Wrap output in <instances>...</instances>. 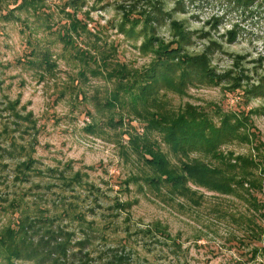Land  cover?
Segmentation results:
<instances>
[{"label": "rangeland", "instance_id": "1", "mask_svg": "<svg viewBox=\"0 0 264 264\" xmlns=\"http://www.w3.org/2000/svg\"><path fill=\"white\" fill-rule=\"evenodd\" d=\"M128 9L142 21L143 13L161 10L156 38L167 42L184 31L190 41L181 53L207 54L220 82L163 88L158 105L174 115L190 105L217 126L237 119L236 137L219 147L223 157L216 161L198 151L189 157L220 165L227 176H245L241 187L221 192L189 183L188 191H170L166 186L156 190L142 179L128 181L149 170L128 140L143 132L144 123L128 101L112 98L134 93L136 81L156 62L154 47L144 44L153 32L142 30V21L128 35L118 29ZM74 19L85 28L73 31ZM80 52L90 58H81ZM118 66L122 71L116 73ZM236 83L239 90L228 92ZM258 85L262 88L254 90ZM240 90L258 93L242 95ZM7 100H17L22 115L31 112L34 129L29 133L14 124ZM151 136L172 162L183 158L156 132ZM12 138L15 145L30 142L37 170L28 181L12 180L16 163L24 158L23 152L9 155ZM263 160L264 0L239 5L228 0H0L1 198L21 196L20 206L31 215L42 208L73 230L74 240L83 236L82 221L103 226L116 211L114 202L127 200L130 221L120 215L106 230L104 243L97 239L89 246L93 255L125 246L132 260L143 264H264ZM76 172L80 182L70 188L64 180ZM61 197L76 204L82 221L64 216L62 201L57 203ZM19 212L0 201V230L13 224ZM155 222L167 227L170 240L158 233L143 239L134 231ZM128 224L131 236L124 229ZM6 263L0 251V264Z\"/></svg>", "mask_w": 264, "mask_h": 264}, {"label": "trees", "instance_id": "2", "mask_svg": "<svg viewBox=\"0 0 264 264\" xmlns=\"http://www.w3.org/2000/svg\"><path fill=\"white\" fill-rule=\"evenodd\" d=\"M228 1L234 5H239L251 3L253 0ZM160 11L157 10L156 12L154 10L152 14L150 12L143 13L146 19L142 21L141 16H132L133 10L128 9L122 13L118 27L119 30L125 31L128 35L133 33V30L142 21V30L153 32L144 39V44L154 47L153 55L156 59L153 66L145 71L139 81H136L138 82V89L134 93L129 91V93H126V98L123 96L121 98L113 96L112 98L120 104H125L128 101L144 123L143 132L140 135L136 133L128 135V140L133 152L142 161V164L147 165L149 170L145 176L139 174L136 178L128 181L134 182L142 179L156 190L160 186H166L170 191H176L177 189L188 191L190 188L189 183L221 192L230 191L235 186L241 187L246 181L245 176L239 179L234 178L233 175L227 176L225 168L220 165L211 161L204 162L199 158L189 157V153L193 151L203 152L216 161L223 157L219 147L223 142L236 137V124H240L237 119H234V124H231L229 120H224L217 126L206 114L190 105L186 106L177 115L165 111L162 106L158 105L162 101L159 93L163 88L178 91L189 84H195L196 81L216 84L221 80L210 69L206 53L191 54L186 51L181 53L182 45L184 46L190 41L184 31L176 32V38L173 36V39L167 42L154 36L155 26L159 23V16L162 14V11ZM81 27L85 28L79 20H72L71 29L73 31L76 32ZM85 55L84 52H80L81 58L85 59ZM103 63L106 62L103 61ZM113 69L116 73L122 71L119 66ZM117 85L122 86V84ZM239 87L241 85L236 83L232 84L231 88L227 90L233 93L239 90ZM260 88L262 87L258 85L253 89ZM240 91L243 92L242 95L245 93H258L246 92L248 90ZM17 102V100H7L5 109L15 119L14 124L17 127H24L25 131L29 133L30 130L34 129L32 114L28 112V114L22 115L18 112L16 110ZM139 105H141V108ZM151 105L154 109L150 112L148 108ZM152 132L158 134L160 140L169 147L172 153H179L183 158L179 157L176 163L172 162L167 152L162 151L159 139L151 136ZM15 140L14 138L9 155L13 157L15 153L23 152L24 158L16 163L12 180L13 182L28 181L31 172L37 170L34 166L35 160L32 157V152L29 153L30 142L15 145ZM243 164L248 165L249 162L245 161ZM61 177L64 176L61 174ZM80 178L81 174L76 172L64 181L67 186L73 188L72 185L80 182ZM21 198L20 196L18 199H2L0 193V201L8 204L17 213L20 211L13 224L6 225L0 230V251L5 254L6 264H16L18 260L31 262L28 264H143L140 261H133L131 258L132 253L130 251L128 253L125 246L115 249L107 248L103 252L98 251L97 256L93 255V248H89V246L93 247L94 240L99 239L104 243V240L107 239L106 230L117 223L120 215H125V222L130 221L129 207L131 204L127 200L114 202L111 209L115 208V213H112L111 217H105V221L108 222H104L103 226H97L91 222L82 221L84 218L83 212L76 213L77 208L74 202L67 201L65 198L62 199V197L59 198L57 203L62 201L59 205L63 207L64 216L75 215L78 220L82 221L80 230L83 236L74 240L75 232L69 230L67 225H60L55 216L45 214L42 208L36 207L37 213L35 212L36 214L33 213L32 215L23 211L20 206L23 203ZM90 211L94 210L91 209ZM124 229L127 231L128 236H131L129 234V224ZM134 231H136V234H141L143 239L146 237L154 238V233H158L162 238H167L165 240L171 238L167 227L159 224V222L145 225L143 228H137Z\"/></svg>", "mask_w": 264, "mask_h": 264}]
</instances>
